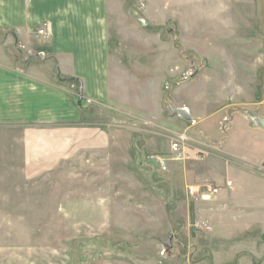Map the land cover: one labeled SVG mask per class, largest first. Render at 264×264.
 Masks as SVG:
<instances>
[{"label": "rangeland", "instance_id": "rangeland-1", "mask_svg": "<svg viewBox=\"0 0 264 264\" xmlns=\"http://www.w3.org/2000/svg\"><path fill=\"white\" fill-rule=\"evenodd\" d=\"M125 10L130 18L119 21L126 30L114 35L125 49L110 51L111 102L80 103L86 122L110 124L114 143L129 147L111 148L109 194H88L103 185L89 170L91 177L79 181L87 193L72 196L75 179L64 164L27 180L21 129L0 127V264H264L261 226L244 207L216 212L212 221L215 197L188 191L191 184L223 185L229 175L253 187L249 170L264 179V156L256 166L250 161L257 154L250 144L264 136L261 66L248 77L252 51L207 41L246 34H196L203 51L187 49L179 20L167 18L166 0H126ZM61 81L77 102L78 83ZM181 136L185 143L175 152L172 142ZM247 198L238 199L261 204ZM251 237L259 239V254Z\"/></svg>", "mask_w": 264, "mask_h": 264}, {"label": "crops", "instance_id": "crops-1", "mask_svg": "<svg viewBox=\"0 0 264 264\" xmlns=\"http://www.w3.org/2000/svg\"><path fill=\"white\" fill-rule=\"evenodd\" d=\"M125 3L126 0H0V127L21 129L23 174L27 180L60 170L64 164L70 178L75 179L72 196L87 193L79 181L90 176L89 170L97 172L93 180L100 179L103 185L88 194L108 196L104 180L109 177L111 148L116 145L111 125L86 122L80 103L111 102L110 51L125 49L124 42L114 38L126 30L119 20L130 18ZM166 7L167 18L179 20L182 45L187 49H202L196 34H246L242 39L234 36L207 41L217 42L223 49L244 44L254 56L248 77L258 75L259 65L264 80V0H166ZM44 24H48L47 36L39 35ZM61 77L78 83L77 102L60 84ZM121 131L120 135L125 136L127 130ZM181 137L183 145L185 137ZM117 145L129 148L124 141ZM250 147L257 153L251 154L250 160L256 166L264 156V136L255 138ZM127 154L130 158L139 151ZM225 166L230 173L236 171L233 166ZM191 174L192 180L194 173ZM244 175L253 187H241L230 175L223 185L212 183L219 191L209 205L215 210L210 217L214 221L216 212L244 207L247 218L258 222L255 226H261L264 235V179L250 170ZM201 178L206 177L201 174ZM197 185L203 184L188 185V191ZM242 194L261 204L244 205L238 199ZM101 197L104 200L105 196ZM261 211L263 215L258 220L256 213ZM250 230H254L253 225ZM251 240L259 245L258 237ZM261 243V254L256 251L257 244L251 250L263 258L264 239Z\"/></svg>", "mask_w": 264, "mask_h": 264}, {"label": "built area", "instance_id": "built-area-1", "mask_svg": "<svg viewBox=\"0 0 264 264\" xmlns=\"http://www.w3.org/2000/svg\"><path fill=\"white\" fill-rule=\"evenodd\" d=\"M47 27L48 24H44L42 28L39 29V35L47 36ZM183 137H181L179 140L174 141L172 144V149L175 152H179L181 148V144L183 141ZM160 162L162 163V169L167 170V164L164 159L159 158ZM219 191V188L211 183L203 184V185H197L195 187H190L189 192L193 196H198L202 199H209L212 198L217 192Z\"/></svg>", "mask_w": 264, "mask_h": 264}, {"label": "water", "instance_id": "water-1", "mask_svg": "<svg viewBox=\"0 0 264 264\" xmlns=\"http://www.w3.org/2000/svg\"><path fill=\"white\" fill-rule=\"evenodd\" d=\"M174 114H179L181 117L186 119H192V115L185 108H176L173 109ZM171 239H169L168 245L171 246Z\"/></svg>", "mask_w": 264, "mask_h": 264}, {"label": "bare ground", "instance_id": "bare-ground-1", "mask_svg": "<svg viewBox=\"0 0 264 264\" xmlns=\"http://www.w3.org/2000/svg\"><path fill=\"white\" fill-rule=\"evenodd\" d=\"M186 109V108H185ZM187 111L190 113V111L187 109ZM191 114V113H190Z\"/></svg>", "mask_w": 264, "mask_h": 264}]
</instances>
